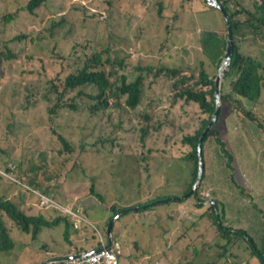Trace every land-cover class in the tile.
<instances>
[{
  "label": "rangeland",
  "instance_id": "374dc122",
  "mask_svg": "<svg viewBox=\"0 0 264 264\" xmlns=\"http://www.w3.org/2000/svg\"><path fill=\"white\" fill-rule=\"evenodd\" d=\"M196 1L46 0L36 15L22 12L21 17L6 26L0 22V50L10 47L18 55L5 60L0 67V196L13 199L24 190L11 188L10 185L16 177L4 168L5 161L16 155L18 158L24 155V145L31 148L30 157L34 159V164L30 166L41 169L33 174H24V181L35 188L27 193V202H23L33 215L42 214L54 219L58 216L55 207L59 206L60 210L71 214V204H78L82 211H75L74 217L78 220L83 217L86 219L81 220L79 224L97 228L99 236L105 237L108 228L106 221L112 215L107 207L112 208L111 196L117 195L113 187L115 184L110 183V176H113L114 180H124V183L128 180L126 184L133 185L140 180L139 169L142 171L145 168L161 176L158 179L146 174L149 179L155 181L154 190L163 189L174 193L162 199L182 196L181 192L186 191L191 183L194 162L184 158L191 147L184 145L185 150L181 151L180 146L188 131L201 127L202 112L197 109L195 103L184 104L182 101L173 105L175 77H146L140 111L151 109L154 112L153 118L165 119L168 124L174 122L161 136L156 132L146 146L141 140L139 128L143 122L135 116L137 112L111 108L104 116L98 115L93 119L97 129L92 130L82 127L87 123L88 115L69 107L60 109L58 114L51 118L48 107L56 103L58 94L41 98L39 91L43 83L52 79H65L71 72L82 67L86 59L79 58L78 49L82 44L89 43L98 45L99 50L104 51L105 61L109 57V53L105 51L107 47H112L121 62L109 64V68H115L119 74L127 75L129 80H134L139 75L137 66L141 63H150V66L154 63V72L158 71L160 65H166L187 75H191L194 69H205L211 77L217 75V60L207 57L200 42V35L204 29H214L226 35L225 17L217 9L191 14L186 9L195 8ZM14 2L26 3L27 0H0V13L3 9L11 7ZM174 7L181 8L182 12L178 14ZM161 11L167 13L166 18L161 16ZM29 26L60 39L65 46L64 53H68L69 59L54 54V39L44 41L43 49L37 46L29 49L34 43L29 41V45L28 38L13 40L21 32H29ZM166 37L168 40L165 41ZM253 48L263 54L256 55L257 57H264V44L262 47L256 44ZM32 54L35 56L31 57ZM260 73L264 74V69L261 68ZM198 79L199 72L191 82ZM36 101L38 102L34 104ZM257 109L264 110V93ZM9 123L15 125L12 133L6 131ZM117 123H122L124 127L117 126ZM182 125L184 128H181ZM228 126L225 145L227 151L235 154L237 158L236 165L233 166L234 171L229 177L230 173L223 170L227 164L222 162V146L216 139L211 138L206 143L207 176H204V172L198 187H202L203 195L215 198L216 201L218 198L223 204L228 224L247 228L256 243L262 247L264 154L261 153L264 151V138L258 128L250 136L241 137L240 141V138L237 139L238 132L232 131L230 124ZM168 133L172 136L167 142ZM59 134L68 135L75 141L74 154L64 151ZM106 137H111L113 142L108 140L106 145L103 144L101 140ZM149 146L156 150L145 160L143 156L137 155L142 152L143 155L148 154ZM85 147L90 149V152L80 155ZM41 153L44 156H41ZM224 160H228L226 155ZM107 165L109 170L105 169ZM134 169L138 171V177L133 183V178L127 175ZM9 176H12L13 180L8 179ZM29 176L36 177L35 182H31ZM236 179L238 185L234 184ZM41 180H45L46 188L40 187ZM93 185L103 199L91 192L90 187ZM36 189H45L47 194L56 198L49 200ZM187 200L189 202L185 207L173 202L165 204L168 205L166 210L162 207L144 211L132 210L136 215L130 217L124 213L121 219L116 221V233H113L114 247L122 253L121 264H178L177 260L182 256L186 258L179 264H186L189 260L194 264H234V260L241 261L252 252L249 241L239 238L230 255L220 257L219 248L215 244L227 243V239L219 238L215 228L206 222L198 226L194 235H191L190 231L187 235L188 228L184 223L197 218L199 214L198 209L191 206L194 205V198ZM53 201L55 207L51 205ZM81 202L85 203V208L90 209L88 214H85L86 209L82 207ZM45 203L49 204V211L42 210L45 209ZM134 203L135 201H132L130 205ZM188 213L189 218L184 221L183 216ZM133 217L136 222H130L127 226L125 222ZM0 219L7 221L16 239L18 252V257L14 258L5 256L0 251V264H41L54 252L64 254L71 249L70 242L65 239L64 224L45 227L38 237L33 239L32 234L22 231L5 213L0 212ZM121 222L125 223L122 228L119 226ZM196 235L197 240L192 241L191 237ZM84 239H87V235ZM106 241L108 242V238ZM189 243L192 244L190 248ZM205 243L209 244L204 246ZM198 245L202 247L201 251L196 247ZM141 252L146 255L140 258L138 254Z\"/></svg>",
  "mask_w": 264,
  "mask_h": 264
},
{
  "label": "trees",
  "instance_id": "16d2710c",
  "mask_svg": "<svg viewBox=\"0 0 264 264\" xmlns=\"http://www.w3.org/2000/svg\"><path fill=\"white\" fill-rule=\"evenodd\" d=\"M220 2L230 15L233 23L236 51L225 76L223 87V106L221 112L217 121L205 136L202 145L204 161L207 163L206 143H208L209 139L213 138L221 144L222 147L220 154L222 162L227 164V166H225L226 164L224 165L225 167L223 170L230 173V177L234 171L233 166L236 165L237 158H235V154L229 153L226 149L225 138L227 135L225 133L228 132V124L232 126V131L238 132L239 137L237 136V139L240 138V141L241 137L250 136L254 133V131H257L258 128H260L262 137L264 138V110L257 109L262 100V93H264V74L260 73V69H264V57H257L256 55L263 54L260 53L259 50L253 48L256 44L260 47L264 44V0H220ZM44 3H46V0H27L26 3L14 2L11 7L1 11L0 22L2 25L6 26L7 23L21 17L22 12H27L28 14L30 12L31 14L36 15L37 12L42 9ZM174 9L178 12V14L182 12L181 8L174 7ZM207 9L220 10L225 17V12L211 5L207 0H197L195 8L190 7L186 10L190 11L191 14H194L203 12ZM160 14L163 18H166L167 16V13H163V11H161ZM225 24L227 31L226 35H223L214 29H204L200 35V42L205 54L208 58L217 60L219 68L221 67L222 61L225 57L227 47L228 23L226 17ZM168 25L169 22L166 24V27ZM172 25L173 23H171V26ZM28 28L29 32H21L19 35L15 36L13 40L21 41L24 38H28V44L29 41L34 43V45L29 44V49L33 46L43 49L44 41L54 39V54L64 59L69 57L68 53H64L65 46L60 39L36 31L31 26ZM166 33L169 34L168 31H166ZM166 40H168V37L165 38V41ZM63 41H65V43L67 42V40ZM78 50L79 58L82 57L83 59H86L82 67H79L76 71L71 72L65 79H52L51 81L41 85L39 91L41 98L50 94H58L56 103L52 107H48V113L51 118L56 116L60 109L69 107L76 112L80 111L88 115L87 123L82 125L83 128L96 130V125H94L96 121H93L96 116L99 115V117H102L109 109L114 107L130 109L137 112L135 113V116L143 122L139 129L141 131L142 143L146 146L156 132L158 136H161L164 134L166 128L172 127L174 124V122L168 124V121L165 119L153 118L154 112L151 109H144L142 111L139 109L143 103L145 94L144 88L146 84V77L151 75L156 78L161 75L175 77V92L172 98L173 105L182 101H184V104L195 103L197 105V109L202 112L201 127L188 131L187 135L182 138V144L180 146L181 151L185 150L184 145L189 148L191 147V149L187 151L184 158L193 160L194 162L191 183L186 191L181 192L183 198H176L175 200H170L168 202H159L162 198L168 197L171 194L173 195L174 193L163 189L154 190L153 185L155 181L149 179L146 174L158 179H160L161 176L149 168H145L142 171L139 169L141 177L138 183L135 182L138 177V171L134 169L129 172L127 177L131 176L133 178V180H131L133 183L135 182L133 185L126 184L128 180L124 183V180H114V177L110 176V183L111 185L115 184L113 187L116 189L117 195L111 196L113 199L112 208L110 209L107 207L108 211L112 213V215L106 221V228L109 226L111 218L122 209H128L125 214L130 217L132 215H136V212H133L132 208L137 205H147L141 206L138 211L159 207L166 210L168 209L167 206L173 202L185 207V205L189 202L187 199L194 198V205L191 206L193 209H198L199 214L197 218H193L191 221L188 220L189 224L184 223L188 228L187 235L189 231L191 235H194L198 226L201 223L206 222L215 228L219 238H224L225 240L227 239V243L218 242V245L215 244L217 248H219L218 255L220 257L223 258L229 256L231 249L234 247L233 245L239 238H244L251 244L252 252L242 261L241 264H264V248H261L256 243L255 238L249 231L244 228L233 227L227 223L226 211L220 201L213 202L215 198L203 195L202 187H198L188 197L183 196L192 191L199 175V142L205 129L209 126L217 108V75L211 77L205 69L200 71L194 69V72L191 75H187L183 74L181 70L171 69L166 65H160L158 67V71L154 72L152 71L155 68L154 63H151L153 66H150V63H141L137 66V71L140 72L139 75H137L136 79L129 80L127 75L119 74L115 68H109V64H114L117 61L121 62L119 57L115 55L116 52L112 47H107L105 51L109 53V57L106 61L104 60V51L99 50V47L96 44H82ZM17 56L18 55L14 53L10 47L2 48L0 50V67L3 66L2 63L5 60H10ZM30 56L33 57L35 55L32 54ZM197 72H199V79L196 82H191V79L197 76ZM31 96L33 97L34 94ZM37 102L38 101L34 104ZM117 126L124 127L122 123H117ZM14 128L15 125L13 123H9L6 127V131H8V133H12ZM181 128H184V126L182 125ZM171 136L172 135L170 133L167 134V142L170 140ZM230 137L233 139V135ZM59 139L64 144V151H68L71 154L75 153L76 146L74 140L70 139L68 135L65 134H59ZM108 140H112L113 142L111 137H106L101 141L106 145ZM24 146L25 152L22 157L18 158L16 155V157H12L10 160L5 161V164L3 163L6 172L11 173L16 177V180L11 179L12 176L8 177V179L14 181L10 185L11 188L24 190L22 191V194L16 195L13 199L0 196V212L5 213L21 230L31 233L34 239L38 237L45 227H56L60 224H64L65 239L71 244H76L79 250L101 248L103 246V242L96 230L97 228L93 229L86 225L81 226L72 213L69 214L64 212L60 210L58 206L54 208L58 216L51 219L42 214L33 215L30 212L29 207L23 205V202H27V193L31 192L34 188L32 185H29L26 181H24L26 176L24 174H33L34 172L41 170L40 168L37 169L30 166V164H34V159L30 157L31 148L28 145ZM148 150V154L143 155L142 152L141 154L137 153V155L143 156L145 160L148 155L152 154L156 149L149 146ZM88 152H90V149L85 147L84 150H81L80 155H85ZM225 155L228 158L227 162L224 160ZM41 156L44 155L41 153ZM254 160L256 161L257 158ZM248 161L250 162L251 159H248ZM241 164L243 165V163ZM105 169L109 170L108 165ZM206 169L207 166L205 165V177L207 176ZM37 173L35 175L36 177L38 175ZM113 174L115 175V173ZM36 177L32 178L29 176L31 182H35L34 179ZM164 179L168 181L170 180L167 178ZM44 182L45 180H41V188H46ZM234 184L238 185L237 179L234 180ZM79 186L82 187L81 185ZM90 189L92 193H95L103 199L98 193L99 191L95 188V185L90 187ZM43 192L47 193L45 189H43ZM176 195H179V193H176ZM82 199L83 198H81V200ZM132 201H135V203L130 205V202ZM84 204V202L83 204L81 202L82 207L86 209L85 214H88L90 209H88V207L85 208V206H83ZM76 206L79 205L76 204ZM187 218H189V213L183 216L184 221ZM119 219H121V217L118 218L117 221ZM130 222H136L135 217L125 223L129 226ZM122 223L124 222L119 224L121 228L125 225V223ZM114 229L115 227L113 228V233L115 232ZM86 235L87 239H84V236ZM105 235L106 238L109 237L107 229ZM201 235L203 236V234ZM197 236L198 235L192 236V241H196ZM231 240L234 243L229 242ZM208 244L209 243H205L204 246H207ZM191 245L192 244L189 243L188 248H190ZM196 247L199 248L200 251L202 250L200 245ZM0 251L5 256H12L14 258L18 257L16 239L13 236L7 221L3 219H0ZM119 254L120 256L122 255L121 252H119ZM144 255H146L144 252L138 254L140 258ZM185 258L186 256H182L179 260H177L178 264ZM190 263L194 264V262L190 260L186 264Z\"/></svg>",
  "mask_w": 264,
  "mask_h": 264
},
{
  "label": "water",
  "instance_id": "95a60500",
  "mask_svg": "<svg viewBox=\"0 0 264 264\" xmlns=\"http://www.w3.org/2000/svg\"><path fill=\"white\" fill-rule=\"evenodd\" d=\"M211 5L221 9L223 12H225V17L227 19V23H228V39H227V47H226V53H225V57L222 61L220 70L217 73L216 76V102H217V108L216 111L214 112V115L212 117V120L209 124V126L205 129L203 135L201 136L200 142H199V154H200V168H199V175L196 181V184L194 185L192 191L187 194L186 196L188 197L191 193H193L199 186L200 181L202 180L204 171H205V161H204V156H203V145L202 142L205 138V136L207 135V133L209 132V130L212 128V126L215 124V122L218 119V116L221 112L222 106H223V83H224V79L227 73V70L229 68V66L232 63L233 60V56L235 54L236 51V43H235V39H234V33H233V23L231 20L230 15L228 14V12L225 10V7L222 5V3L220 2V0H207ZM176 198H183L182 196H178V197H171V198H166V199H161L159 200V202H168L170 200H175ZM209 202V201H208ZM213 202H216L215 200ZM141 206H147V205H137L135 207L132 208V210L138 211L140 209ZM128 211V209H122L120 210L118 213H116L110 220L109 222V226L107 228L108 233H109V241L107 243V246H112L114 243V234H113V228L115 226V223L117 221L118 218H120L124 213H126ZM88 251H82L81 253H79L78 255H74L71 258H75V257H82L84 255H87ZM46 264V263H44Z\"/></svg>",
  "mask_w": 264,
  "mask_h": 264
},
{
  "label": "built area",
  "instance_id": "2783aa9c",
  "mask_svg": "<svg viewBox=\"0 0 264 264\" xmlns=\"http://www.w3.org/2000/svg\"><path fill=\"white\" fill-rule=\"evenodd\" d=\"M40 195H42L40 193ZM46 196V195H44ZM49 200H51V197L46 196ZM54 204V201L52 202ZM44 205H49L48 203H45ZM72 209L70 210V213L75 215V211H81V208L79 206L72 205ZM69 212V211H68ZM78 223L81 222V220H86L84 217L81 220H78L76 218ZM103 246L97 250L89 252L85 257L71 260V261H65L64 264H121V258L119 251L115 247H109L107 246V242L105 240V237H100Z\"/></svg>",
  "mask_w": 264,
  "mask_h": 264
},
{
  "label": "clouds",
  "instance_id": "9594fccd",
  "mask_svg": "<svg viewBox=\"0 0 264 264\" xmlns=\"http://www.w3.org/2000/svg\"><path fill=\"white\" fill-rule=\"evenodd\" d=\"M219 70H220V68H219ZM34 189V188H33ZM36 191H39L41 194H43V195H46V196H48V197H51V194H47V193H45V192H43L42 190H37L36 189ZM54 198H56L55 196H53ZM53 197H51V198H53ZM215 200V199H214ZM213 200V201H214ZM216 201V200H215ZM52 205V207H55V205L54 204H51ZM49 207V205H44V208L45 209H42V210H44V211H49V209L50 208H48ZM80 207V206H79ZM47 208V209H46ZM53 210V209H52ZM55 210V209H54ZM82 211V210H81ZM16 224V223H15ZM23 231V230H22ZM27 233V232H26ZM31 234V233H30ZM114 236V235H113ZM33 237V236H32ZM101 237V236H100ZM34 239V238H33ZM115 239V238H114ZM105 240H106V237H105ZM108 241H109V237H108ZM107 242V241H106ZM108 243V242H107ZM71 244V243H70ZM114 245H115V242L113 243V247H114ZM112 246H109V247H112ZM261 248H264V245L261 247ZM97 249H99V248H97ZM97 249H90V250H86V251H88V253L89 252H91V251H94V250H97ZM82 251H85V250H79L78 248H77V246H76V244H71V249H70V251L68 252V253H64V254H57L56 252H54V254H52L51 255V257L48 259V260H46V261H44V262H42L41 264H44V263H46V264H64V262L65 261H71V260H75V259H79V258H83V257H85L86 255H84V256H82V257H73V258H71L72 256H74V255H78L79 253H81ZM120 258L122 259V257L120 256ZM122 261V260H121Z\"/></svg>",
  "mask_w": 264,
  "mask_h": 264
},
{
  "label": "crops",
  "instance_id": "0c3cea01",
  "mask_svg": "<svg viewBox=\"0 0 264 264\" xmlns=\"http://www.w3.org/2000/svg\"><path fill=\"white\" fill-rule=\"evenodd\" d=\"M261 154H264V151H263ZM217 201H218V198H217ZM226 216H227V215H226ZM227 223H228V222H227ZM229 225H231V224H229ZM231 226L235 227L234 225H231ZM236 228H238V227H236ZM244 229H246L247 231H249L247 228H244ZM243 260H244V259H243ZM243 260H241V261L234 260L233 263H234V264H241Z\"/></svg>",
  "mask_w": 264,
  "mask_h": 264
}]
</instances>
